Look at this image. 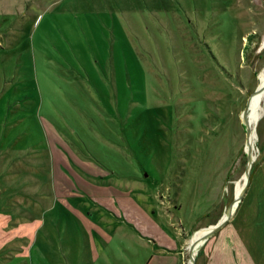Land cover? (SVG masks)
<instances>
[{
	"label": "rangeland",
	"instance_id": "374dc122",
	"mask_svg": "<svg viewBox=\"0 0 264 264\" xmlns=\"http://www.w3.org/2000/svg\"><path fill=\"white\" fill-rule=\"evenodd\" d=\"M263 69L264 0H0V264H135L147 237L190 264L264 158Z\"/></svg>",
	"mask_w": 264,
	"mask_h": 264
},
{
	"label": "crops",
	"instance_id": "0c3cea01",
	"mask_svg": "<svg viewBox=\"0 0 264 264\" xmlns=\"http://www.w3.org/2000/svg\"><path fill=\"white\" fill-rule=\"evenodd\" d=\"M146 239L148 243L141 246L144 256L140 258L137 251L133 252L135 264H185L184 240L176 247L169 242ZM212 239L214 244L205 264H264V158L254 169L246 192L231 217L205 242ZM106 240L112 254L117 250L116 243H112L111 238Z\"/></svg>",
	"mask_w": 264,
	"mask_h": 264
},
{
	"label": "bare ground",
	"instance_id": "6f19581e",
	"mask_svg": "<svg viewBox=\"0 0 264 264\" xmlns=\"http://www.w3.org/2000/svg\"><path fill=\"white\" fill-rule=\"evenodd\" d=\"M263 83H264V69L261 72L258 87H257L255 93L251 96V99L249 102L250 103V110L247 114V121L250 123V125L252 126V129H253L250 136L247 138V144L249 145L250 148H251V146H253L254 142L256 141L255 140L256 139L255 138V136H256V133H255L256 124L264 114V104H263V102H264V89L261 88ZM250 137H251V140H250ZM241 192H242V185H238V187L236 189L237 195H239ZM235 207H236V203L232 207V210H234ZM207 230H208V227H203V228L199 229L197 232H195V234L192 237L193 244L196 243L194 257L196 256L199 242L202 239L203 234ZM190 264H193L192 259L190 261Z\"/></svg>",
	"mask_w": 264,
	"mask_h": 264
},
{
	"label": "water",
	"instance_id": "95a60500",
	"mask_svg": "<svg viewBox=\"0 0 264 264\" xmlns=\"http://www.w3.org/2000/svg\"><path fill=\"white\" fill-rule=\"evenodd\" d=\"M262 89H264V83L261 87ZM242 120L243 123L245 124L246 127V135L247 138L250 136L251 132H252V127L250 125V123L247 121V105L245 106V108L242 111ZM246 155L248 157V159L252 162L254 159L252 157V148H247L246 149ZM251 167V165H250ZM250 167L247 168L246 170V174L249 173ZM250 181V177H247L245 185L242 189V192L239 195H235L233 201L231 203L228 204V206L225 208L224 213L222 214V216L214 223L208 226V230L203 234L202 236V240L203 242L210 237L213 233H215L216 231H218L223 225L224 223L231 217L232 213L234 210H232V206L234 204V202H236V206L238 204V202L241 200L243 194L246 192V189L248 187ZM196 243H191V245L189 246V252H190V258L193 261V264H196L194 261V256L192 255V250L195 247Z\"/></svg>",
	"mask_w": 264,
	"mask_h": 264
},
{
	"label": "trees",
	"instance_id": "16d2710c",
	"mask_svg": "<svg viewBox=\"0 0 264 264\" xmlns=\"http://www.w3.org/2000/svg\"><path fill=\"white\" fill-rule=\"evenodd\" d=\"M253 170V169H252Z\"/></svg>",
	"mask_w": 264,
	"mask_h": 264
}]
</instances>
